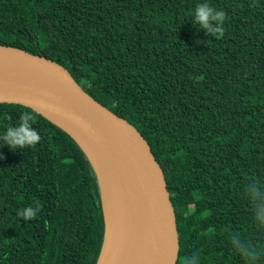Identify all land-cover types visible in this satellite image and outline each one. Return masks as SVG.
<instances>
[{"label": "trees", "instance_id": "1", "mask_svg": "<svg viewBox=\"0 0 264 264\" xmlns=\"http://www.w3.org/2000/svg\"><path fill=\"white\" fill-rule=\"evenodd\" d=\"M202 3L225 13L222 35L194 23ZM0 46L58 63L142 135L171 195L177 264H245L241 245L264 264V0H0ZM23 113L41 140L0 141V264H96V176L31 109L0 104V136Z\"/></svg>", "mask_w": 264, "mask_h": 264}, {"label": "water", "instance_id": "2", "mask_svg": "<svg viewBox=\"0 0 264 264\" xmlns=\"http://www.w3.org/2000/svg\"><path fill=\"white\" fill-rule=\"evenodd\" d=\"M0 104L19 105L70 137L117 206L121 264H177L179 237L165 175L142 135L87 94L58 63L0 46ZM105 226V221H104ZM106 227L96 264H105Z\"/></svg>", "mask_w": 264, "mask_h": 264}, {"label": "clouds", "instance_id": "3", "mask_svg": "<svg viewBox=\"0 0 264 264\" xmlns=\"http://www.w3.org/2000/svg\"><path fill=\"white\" fill-rule=\"evenodd\" d=\"M225 20V13L217 11L210 7L207 3L198 4L194 10V23L199 24L207 35H222L224 32L223 23ZM34 117L29 113H23L20 116V123L15 127H8L6 132L0 136V141L7 145L10 149H22L29 146H35L41 137L33 128L32 122ZM39 211V208L26 207L19 212V215L25 220L34 219ZM264 225V216L257 217ZM238 241L233 240V244ZM241 255L245 258V264L248 261H255L257 255L251 251L248 246L241 245ZM181 264H190V258H183Z\"/></svg>", "mask_w": 264, "mask_h": 264}, {"label": "bare ground", "instance_id": "4", "mask_svg": "<svg viewBox=\"0 0 264 264\" xmlns=\"http://www.w3.org/2000/svg\"><path fill=\"white\" fill-rule=\"evenodd\" d=\"M103 207L105 210L104 221L106 227L107 256L105 264L122 263V237L118 222L117 206L107 182L100 176Z\"/></svg>", "mask_w": 264, "mask_h": 264}, {"label": "rangeland", "instance_id": "5", "mask_svg": "<svg viewBox=\"0 0 264 264\" xmlns=\"http://www.w3.org/2000/svg\"><path fill=\"white\" fill-rule=\"evenodd\" d=\"M79 165H80V169L83 173V176L85 179H90L91 178V174H90V170L93 172V170L91 169L89 163L88 165L86 163H84L83 160H80L79 162ZM94 173V172H93Z\"/></svg>", "mask_w": 264, "mask_h": 264}]
</instances>
